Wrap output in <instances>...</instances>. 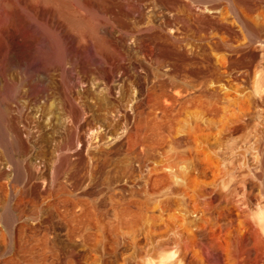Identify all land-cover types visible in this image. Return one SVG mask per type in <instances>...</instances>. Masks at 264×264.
<instances>
[{
	"label": "rangeland",
	"instance_id": "obj_1",
	"mask_svg": "<svg viewBox=\"0 0 264 264\" xmlns=\"http://www.w3.org/2000/svg\"><path fill=\"white\" fill-rule=\"evenodd\" d=\"M105 3L116 8L72 17L108 30L51 10L15 35L22 57L0 64L9 139L20 141L7 151L0 137V264H146L175 244L168 264H251L237 242L248 223L264 224V0ZM25 91L50 97L67 147L84 141L77 172L66 173L68 149L38 181L11 111ZM40 153L51 166L53 152ZM40 214L48 221H18Z\"/></svg>",
	"mask_w": 264,
	"mask_h": 264
},
{
	"label": "bare ground",
	"instance_id": "obj_2",
	"mask_svg": "<svg viewBox=\"0 0 264 264\" xmlns=\"http://www.w3.org/2000/svg\"><path fill=\"white\" fill-rule=\"evenodd\" d=\"M74 1L75 3H73V0H0V64L1 63L7 64L12 59V56L15 53H17L20 57H22V54L24 52L23 42L15 41V44L17 46L16 49L17 51H14L12 49V42L14 41L15 35L18 33V31L19 32L23 31L25 32V34H28L29 27L31 25L29 20L31 18L48 19V17L51 14V10H52L53 18L55 14L64 15L69 25H79V26L90 25L96 28L100 25L108 30V24L103 19H98V21L95 20V23L93 21H90V23H88L84 19L80 20L77 19L75 16L72 17V15H75L76 13H82L83 11L97 15L104 14L107 11H113L116 8L115 5L108 6L105 3L106 0H74ZM163 1L166 2L168 5H171L177 3L179 0H163ZM257 4H258V0H247V5L249 9H253ZM246 27L251 39H257V37H259V32L253 25L247 22ZM255 53H251L254 56L251 58L253 59L255 58L256 55ZM245 57L248 58L249 56L246 55ZM8 122L9 120L7 115V108L4 105L3 100L1 99L0 100V137L7 151L14 150L12 149L13 147H15V150H18V148H20V141L16 136L13 138V140L9 139L10 129L8 126L9 125ZM21 172H22L21 160L19 157H16V175H19ZM172 175L174 178L173 180H175V183L179 184L184 190H187L190 187L191 188L193 187L194 190H196L195 188H198L199 184L196 183L197 180H195L194 177L191 178L189 175L181 177L175 172H172ZM259 177L263 179L264 182V171L259 174ZM249 180H246V182ZM260 217H261L260 219L264 220V215ZM250 221L251 220H249V222ZM253 222L256 223L253 220L250 225L248 223L246 225L247 227L246 226L244 227V229L247 228V232L245 234L244 232L242 233L244 234L242 235L243 236L242 239H240L241 237L239 238L241 240L240 242L241 244L237 242V245L238 244L241 245V250L246 251L247 254L251 257V264H264V224L261 225L262 228L261 230L258 226L252 224ZM188 232H192V230H189ZM179 252H180L179 248L177 244H175L172 247V249L168 250V252L165 255H163L158 261L147 260L146 264H168L170 262L172 263V261L177 259V257L179 256L180 254ZM242 255L244 256L243 253Z\"/></svg>",
	"mask_w": 264,
	"mask_h": 264
},
{
	"label": "built area",
	"instance_id": "obj_3",
	"mask_svg": "<svg viewBox=\"0 0 264 264\" xmlns=\"http://www.w3.org/2000/svg\"><path fill=\"white\" fill-rule=\"evenodd\" d=\"M49 102L50 97L34 96L29 91H25L11 103L12 115L28 147V157L34 162V171L38 176V181H41L43 185L58 173L55 163L65 150L70 149L75 165V167H72V169L66 172L67 175L77 172L78 156L84 146V141L79 136L73 139L71 147H67L66 143L63 142L59 136L61 130L57 125V119H54L48 113ZM51 131L54 133L56 139L51 136ZM48 149L53 152L55 158L53 163L50 164L51 166L45 165L42 154L40 153L42 150L47 151ZM8 169L11 174L8 180L12 182L15 174L13 173L11 164L8 166ZM46 175H49L50 178ZM66 178V180H69V177ZM10 195L8 196L7 204H14L17 196ZM21 220H27L33 223H44L48 221V216L46 214L18 216V221ZM44 233L52 237L55 236L50 231H45Z\"/></svg>",
	"mask_w": 264,
	"mask_h": 264
}]
</instances>
